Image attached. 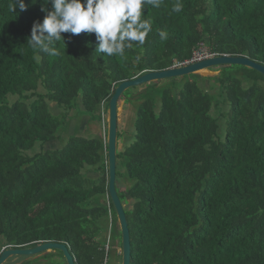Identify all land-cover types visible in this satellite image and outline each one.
I'll list each match as a JSON object with an SVG mask.
<instances>
[{"label":"trees","instance_id":"1","mask_svg":"<svg viewBox=\"0 0 264 264\" xmlns=\"http://www.w3.org/2000/svg\"><path fill=\"white\" fill-rule=\"evenodd\" d=\"M24 2L25 11L12 12V0H0V251L62 244L75 264H101L108 212L107 259L116 239L120 250V232L110 201L104 205L106 137L89 132L88 121L101 125L120 84L166 71L203 48L264 66V0L144 6L151 23L145 43L112 57L96 51L94 33H62L58 55L31 47L33 23H42V8L52 5ZM216 68L217 77L144 84L118 101L133 104L125 133L132 142L115 156L129 264H264V78L241 67ZM205 81L218 93L205 91ZM75 108L86 117L81 132L89 138L66 134L64 120ZM62 136L63 146L53 150ZM114 257L120 264L121 254Z\"/></svg>","mask_w":264,"mask_h":264},{"label":"clouds","instance_id":"2","mask_svg":"<svg viewBox=\"0 0 264 264\" xmlns=\"http://www.w3.org/2000/svg\"><path fill=\"white\" fill-rule=\"evenodd\" d=\"M52 10L46 12L42 23L34 22L27 43L41 52L58 55L55 45L63 41L62 33L95 34L96 51L109 57L125 54L134 44L143 45L151 31L150 21L144 19L142 8H159L163 0H47ZM34 3V2H33ZM24 0H12L11 11H25ZM181 11V5L173 6ZM161 32V36L164 37Z\"/></svg>","mask_w":264,"mask_h":264},{"label":"water","instance_id":"3","mask_svg":"<svg viewBox=\"0 0 264 264\" xmlns=\"http://www.w3.org/2000/svg\"><path fill=\"white\" fill-rule=\"evenodd\" d=\"M242 67L258 73L264 78V66L249 61L243 57H217L209 60H204L200 63L184 67L176 70H169L164 72H150L146 73L132 81L120 84L115 90L114 94L108 102V118H107V132H106V147H107V196L115 211L117 227L120 232V254L121 263H130V242L129 231L124 214V207L118 199L115 189V156L117 152L116 147V133H117V114L118 101L122 94L131 88H136L144 84L168 80L172 78L184 77L187 75H198L201 71L216 67ZM49 252H59L65 264H75L72 256L69 254L66 246L62 244L45 243L39 244L29 249H10L5 250L0 254V264H4L12 257H33Z\"/></svg>","mask_w":264,"mask_h":264},{"label":"rangeland","instance_id":"4","mask_svg":"<svg viewBox=\"0 0 264 264\" xmlns=\"http://www.w3.org/2000/svg\"><path fill=\"white\" fill-rule=\"evenodd\" d=\"M242 68V67H241ZM235 70H240L239 67H235L234 68ZM219 69L215 68V72L213 70L209 71V72H202L201 74H198L197 76H199L200 78H203V79H206V78H214V77H217L219 76V72L221 73L222 70L218 71ZM177 83L179 85V80H177ZM213 87V94H217L218 92V86L217 85H213L209 82H201V87L205 90V91H209L210 88L209 87ZM135 89V88H134ZM133 89H129V91L131 92ZM134 94V93H133ZM133 101V100H132ZM52 105V104H51ZM50 105V106H51ZM131 105L133 106V104L131 103ZM132 106L130 107V105H126V104H123V102H118V105H117V109H118V114H117V132L121 135V139L117 141L116 143V147H117V151H120L122 148H123V145H124V141H125V133L131 129V122H130V118H131V113H132ZM52 108V111L54 114H57V115H60V114H64V112L62 110H60V113L59 111H56L54 107H51ZM219 109H221L222 107H218ZM222 111H225V107L222 109ZM218 109L217 108H214L212 109V115L214 117H217L218 116ZM59 113V114H58ZM56 115V116H57ZM81 115H83V113L75 108L74 110L71 111L70 114H68V116H66V119L64 120V125H66V129L68 128L67 131V135L69 136H85L87 138L89 134H84V132H81V127H80V120L82 121L83 118H86V117H82ZM82 117V118H80ZM107 118H108V115H107V112L106 114L104 115L103 117V122H101V125H99L98 123H92L91 120L88 121V124L91 126V128H89V132H91L92 134L96 135V136H99L100 135V138L103 136L106 137V132L107 130L104 129V133H103V125H104V122H105V127L107 129ZM79 122V123H78ZM87 124V125H88ZM218 124L222 127L223 125V122L220 121L219 117H218ZM63 136L61 137L60 139V142H55V143H52L51 145V148L53 150H58L61 148V146H63ZM126 142V146L130 145L132 141H125ZM46 146V145H45ZM48 149H50V147L46 146ZM45 149V147L43 148ZM40 150V148H39ZM37 149V151H39ZM120 187H125L124 184L122 183H119ZM106 202V201H105ZM105 202H104V205H105ZM99 203V202H98ZM100 203L102 204V201L100 200ZM107 222H106V226L103 227V231H104V237L106 238L108 236V231H109V219L108 217L106 218ZM117 226V223L115 224V228ZM110 240V239H109ZM117 240V239H116ZM113 241L114 242V253L116 255L120 254V250L118 248V245H117V241ZM112 243V241H111ZM39 245V244H38ZM37 246V245H36ZM8 247V246H7ZM6 247V248H7ZM20 249V248H19ZM53 253L55 254L53 257L52 256H48L47 258L45 256L47 255H53ZM114 253L110 252L109 254V261L107 264H119V263H116V258L114 257ZM50 258V259H49ZM38 260V261H37ZM119 260V259H118ZM65 264L63 258H61V256L58 254V252H49V253H44V254H41V255H38V256H33V257H12L10 258L9 260H7L4 264Z\"/></svg>","mask_w":264,"mask_h":264},{"label":"built area","instance_id":"5","mask_svg":"<svg viewBox=\"0 0 264 264\" xmlns=\"http://www.w3.org/2000/svg\"><path fill=\"white\" fill-rule=\"evenodd\" d=\"M213 57H215L214 55H209V54H207L206 53V51H205V49L203 48V49H200V50H197L194 54H193V56H192V58H191V63H195V64H197V63H200V62H202V61H204V60H209V59H211V58H213ZM189 65H192V64H189ZM183 66H187V64H182V65H179L178 67H183ZM102 106L103 105H101V108H102ZM104 115H103V113H102V117H103ZM102 143L104 144V146H105V143H106V141L104 140V138L102 139ZM106 198H105V206L108 208L109 206H108V196L106 195L105 196ZM107 217H109V218H111V216H110V213L108 212L107 213ZM110 223H111V220L109 221V228H110ZM109 231H108V236L105 238V242H106V245H105V248H104V251H105V258L103 259V261H102V263L101 264H107V261H108V259H107V256H106V253L108 252V250H109V245H110V240H109ZM12 247H10V246H8L7 248L6 247H4V248H2L1 249V251H0V254L2 253V252H4L5 250H9V249H11ZM12 249H14V248H12Z\"/></svg>","mask_w":264,"mask_h":264},{"label":"bare ground","instance_id":"6","mask_svg":"<svg viewBox=\"0 0 264 264\" xmlns=\"http://www.w3.org/2000/svg\"><path fill=\"white\" fill-rule=\"evenodd\" d=\"M213 58H217V56H215V57H213ZM213 58H211V59H213ZM191 61V59L190 60H188V61H185V62H183V63H176V64H174L172 67H170L168 70H166V71H169V70H176V69H181V68H184V67H188V66H191V65H189V64H192V65H194L195 63H191L190 62ZM182 64H187V66H183V67H178L179 65H182ZM209 70L210 69H208V70H206V71H204V72H209ZM164 72V71H163ZM203 71H201V72H199L198 74H201ZM188 76V75H187ZM178 78H182V77H178ZM172 79H174V78H172ZM163 81V80H162ZM142 86V85H141ZM140 87V86H139ZM107 115H108V111H107ZM105 141H106V138H105ZM109 200V199H108ZM108 219H109V221L111 220V218H109L108 217ZM110 226H111V224H110ZM110 230H111V228H109V234H110ZM12 249V248H11ZM15 249V248H14ZM10 250V249H9Z\"/></svg>","mask_w":264,"mask_h":264},{"label":"crops","instance_id":"7","mask_svg":"<svg viewBox=\"0 0 264 264\" xmlns=\"http://www.w3.org/2000/svg\"><path fill=\"white\" fill-rule=\"evenodd\" d=\"M82 117H84V116H82ZM82 117H80V118H82ZM85 119H86V118H83L82 121L80 120L81 123L78 122V123L80 124V127H81L80 129H81V131H83L82 128L86 125ZM87 134H88V133H87ZM53 254H54V253H53Z\"/></svg>","mask_w":264,"mask_h":264}]
</instances>
